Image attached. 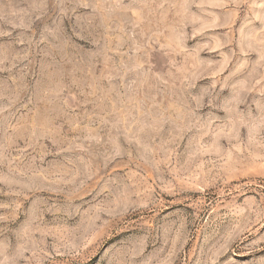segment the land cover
<instances>
[{
    "label": "rangeland",
    "instance_id": "1",
    "mask_svg": "<svg viewBox=\"0 0 264 264\" xmlns=\"http://www.w3.org/2000/svg\"><path fill=\"white\" fill-rule=\"evenodd\" d=\"M0 264H264V0H0Z\"/></svg>",
    "mask_w": 264,
    "mask_h": 264
}]
</instances>
